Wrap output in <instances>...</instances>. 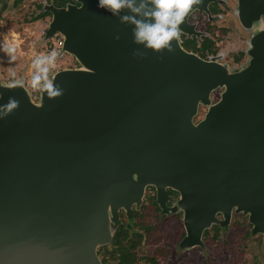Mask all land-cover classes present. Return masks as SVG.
<instances>
[{
    "label": "water",
    "instance_id": "95a60500",
    "mask_svg": "<svg viewBox=\"0 0 264 264\" xmlns=\"http://www.w3.org/2000/svg\"><path fill=\"white\" fill-rule=\"evenodd\" d=\"M214 1L193 3L159 51L120 19L143 17L141 0L115 16L96 0L43 2V40L61 38L56 57L77 66L40 76L36 100L24 75L0 81V264H102L119 212L130 220L148 187L163 213L182 214L180 250L233 211L264 234V0H238L254 29L238 69L181 46V34L199 38L188 16H210ZM167 189L179 195L170 209Z\"/></svg>",
    "mask_w": 264,
    "mask_h": 264
},
{
    "label": "flooded vegetation",
    "instance_id": "af4514ba",
    "mask_svg": "<svg viewBox=\"0 0 264 264\" xmlns=\"http://www.w3.org/2000/svg\"><path fill=\"white\" fill-rule=\"evenodd\" d=\"M44 1L56 8H63L67 5L78 6L76 0ZM42 4H39L38 9L39 14L44 15L39 19L50 18L48 12L41 11ZM207 9L210 16L204 11H193L188 16L187 21L190 25H195V31L199 33V38L181 34V46L187 52L193 53L203 60L219 55L222 59H220L221 63L227 59L226 63L238 69L240 65L244 64L246 58L245 50L241 49L240 46L242 43L245 48L248 46V43L254 38V29L241 27L237 13L238 0H215L208 4ZM250 17L247 15V18L251 19ZM261 21L264 26V14L261 16ZM223 35L239 45L238 49L230 56L215 48L216 38ZM218 95L219 91L212 94V103L218 100ZM204 112V109L199 108L194 121H199ZM166 192L167 199H165L164 204L167 209H170L179 195L168 189ZM181 216V213H163L157 201L156 190L153 187L146 188L142 202L138 207L133 208V215L130 220L127 219L123 211L119 212V225L114 231L110 243L98 250L102 264H138L133 252L145 247L148 243L157 244V246H155L152 256H148L144 260L149 264H157L154 253L164 255L166 250H164L163 241L167 242L168 240L173 243L168 247L171 259L179 258L182 262L185 260L183 255L198 250L203 262L206 247L205 239L210 232H213L214 235L212 240L216 239L217 236L230 234L226 264H264V234H253V225L249 215L233 211L226 226L220 224L211 226L203 232L201 245L186 251L179 249V244L185 236L184 228L180 222ZM217 220L223 221L221 215H217ZM124 249L129 253L128 258H126L127 254L121 258ZM223 258L225 259L224 256Z\"/></svg>",
    "mask_w": 264,
    "mask_h": 264
},
{
    "label": "rangeland",
    "instance_id": "374dc122",
    "mask_svg": "<svg viewBox=\"0 0 264 264\" xmlns=\"http://www.w3.org/2000/svg\"><path fill=\"white\" fill-rule=\"evenodd\" d=\"M44 0H0V10L4 7L0 21V46H13L15 41L19 42L16 50L12 53L15 59L12 60L4 51H0V81L8 82L12 79H18L24 75L26 78V86L31 90L34 100L38 98L40 86V76L46 78V74L59 71L65 68H74L77 64L71 57L63 56L58 59L50 55L54 51L53 44L57 42V38H52L49 41H44V31L50 21L49 17L35 18L39 14L38 6ZM39 19V20H38ZM220 33V32H219ZM216 47L220 51H224L229 56L237 49V44L233 43L226 35L216 38ZM245 50L243 43L240 46ZM57 53V51H55ZM43 54V55H40ZM36 62V63H34ZM227 62V59L226 61ZM55 64V67L52 65ZM229 66L233 65L227 63ZM245 64V61H244ZM243 64V65H244ZM241 66V65H240ZM205 113V112H204ZM203 113V114H204ZM203 114L199 118H202ZM213 232H210L205 239V256L201 261L198 250L188 252L183 255V260L171 259L169 245L172 241H163L165 244L164 255L154 253L157 264H226L227 253L229 250L230 234L226 233L222 236H217L216 239ZM157 244L148 243L145 247L134 251V255L138 264H149L144 260L148 256H152ZM225 257V259L223 258Z\"/></svg>",
    "mask_w": 264,
    "mask_h": 264
},
{
    "label": "clouds",
    "instance_id": "9594fccd",
    "mask_svg": "<svg viewBox=\"0 0 264 264\" xmlns=\"http://www.w3.org/2000/svg\"><path fill=\"white\" fill-rule=\"evenodd\" d=\"M199 0H141L140 7L145 8L143 17L137 18L136 15L121 16L122 22H127L133 26V42L143 43L146 48L159 51L166 48L169 41L178 38L180 29L178 25L182 22L186 13L193 3ZM134 0H96V7L104 9L106 12L115 16L121 9L127 8L132 13H137L138 9L133 7ZM13 46H0V51H4L12 60L15 55L12 53L18 46L15 37ZM43 55V54H40ZM55 57L56 52L50 53ZM36 63V62H34ZM55 67V64L52 65Z\"/></svg>",
    "mask_w": 264,
    "mask_h": 264
},
{
    "label": "trees",
    "instance_id": "16d2710c",
    "mask_svg": "<svg viewBox=\"0 0 264 264\" xmlns=\"http://www.w3.org/2000/svg\"><path fill=\"white\" fill-rule=\"evenodd\" d=\"M5 8L4 7H2L1 8V10H0V21H1V19H2V13H3V11H5L4 10ZM42 15H44V14H38L35 18H33V19H37V18H39V17H42ZM127 231V230H126ZM128 243H132V242H128ZM132 247H134V246H132ZM127 254V256H126V258H128V251L126 250V249H124V252H123V256L121 257V258H123L125 255Z\"/></svg>",
    "mask_w": 264,
    "mask_h": 264
},
{
    "label": "built area",
    "instance_id": "2783aa9c",
    "mask_svg": "<svg viewBox=\"0 0 264 264\" xmlns=\"http://www.w3.org/2000/svg\"><path fill=\"white\" fill-rule=\"evenodd\" d=\"M54 38H57V42L53 44L54 51H58L62 44V39L58 38L57 36H54Z\"/></svg>",
    "mask_w": 264,
    "mask_h": 264
}]
</instances>
